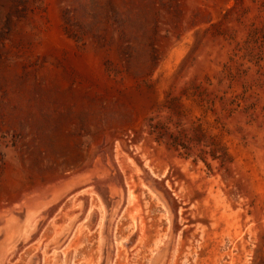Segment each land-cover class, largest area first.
I'll use <instances>...</instances> for the list:
<instances>
[{
	"label": "rangeland",
	"instance_id": "rangeland-1",
	"mask_svg": "<svg viewBox=\"0 0 264 264\" xmlns=\"http://www.w3.org/2000/svg\"><path fill=\"white\" fill-rule=\"evenodd\" d=\"M0 264H264V0H0Z\"/></svg>",
	"mask_w": 264,
	"mask_h": 264
},
{
	"label": "bare ground",
	"instance_id": "bare-ground-1",
	"mask_svg": "<svg viewBox=\"0 0 264 264\" xmlns=\"http://www.w3.org/2000/svg\"><path fill=\"white\" fill-rule=\"evenodd\" d=\"M2 222H4L5 224H4V227H5V229L7 230L6 231V233H7V236H8V239H12V231H13V229H14V226H13V224H12V221L11 220H8V221H6V220H3Z\"/></svg>",
	"mask_w": 264,
	"mask_h": 264
}]
</instances>
